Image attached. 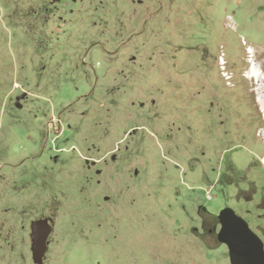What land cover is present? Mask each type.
Returning a JSON list of instances; mask_svg holds the SVG:
<instances>
[{
	"label": "rangeland",
	"instance_id": "obj_1",
	"mask_svg": "<svg viewBox=\"0 0 264 264\" xmlns=\"http://www.w3.org/2000/svg\"><path fill=\"white\" fill-rule=\"evenodd\" d=\"M263 71L264 0H0V264L48 216L44 264H232L227 206L264 241Z\"/></svg>",
	"mask_w": 264,
	"mask_h": 264
},
{
	"label": "water",
	"instance_id": "obj_2",
	"mask_svg": "<svg viewBox=\"0 0 264 264\" xmlns=\"http://www.w3.org/2000/svg\"><path fill=\"white\" fill-rule=\"evenodd\" d=\"M221 224L217 238L228 246L232 264H264V241L250 227L248 221L233 207L227 206L219 214ZM33 258L44 264L48 237L52 226L48 219L33 222Z\"/></svg>",
	"mask_w": 264,
	"mask_h": 264
},
{
	"label": "flooded vegetation",
	"instance_id": "obj_3",
	"mask_svg": "<svg viewBox=\"0 0 264 264\" xmlns=\"http://www.w3.org/2000/svg\"><path fill=\"white\" fill-rule=\"evenodd\" d=\"M31 155H29V157H30ZM110 157H111V159L113 160V161H116V159H117V155H116V153H112L111 155H109ZM30 159L32 160L33 158H32V156L30 157ZM29 159V160H30ZM91 160V161H90ZM107 157L106 156H103L102 158H99V159H95V158H93V159H91V158H87V160H86V164H87V168H90L91 166H93V165H96V162H102V164H106L107 163ZM25 161H27V160H23V161H21V164H23ZM92 171H94V173L93 174H91V173H88V176H86V177H88L87 178V180H89V181H86L85 180V182H90L91 180L92 181H95L94 180V176H95V174L96 175H98V176H101L102 174H103V171H102V169L100 168V167H96L95 169H91ZM84 182V183H85ZM96 182H101V179L100 178H98V179H96ZM83 183V184H84ZM86 184V183H85ZM85 186V185H84ZM86 187V186H85ZM83 190H84V187H83ZM39 219H48L49 220V223L51 224V226H52V230H51V233H50V235H49V237H48V243H47V245H48V247H47V250H46V254H45V256H44V259H45V257H46V255H47V252L49 251V250H51L49 247H50V243L52 242V239H53V237H52V232H53V229H54V227H55V222H54V218L52 217V216H48V217H37V218H34V219H32L31 220V231H30V237H31V240H32V243H31V248H32V252H33V254H34V251H33V239H32V233H33V228H32V225H33V222L34 221H36V220H39ZM65 251L66 252H68V250H67V248L65 249ZM80 254V253H79ZM66 256H68V257H71L72 255L75 257V258H78V256L79 255H76V253L74 254H71V253H66L65 254ZM79 259H80V256H79ZM70 260V259H69ZM69 262V261H68Z\"/></svg>",
	"mask_w": 264,
	"mask_h": 264
},
{
	"label": "bare ground",
	"instance_id": "obj_4",
	"mask_svg": "<svg viewBox=\"0 0 264 264\" xmlns=\"http://www.w3.org/2000/svg\"><path fill=\"white\" fill-rule=\"evenodd\" d=\"M260 71V70H259ZM250 72H252V74H254V76H256V78H257V80H260V75H259V73H258V71H256V69H254V70H252V71H250ZM264 72V71H263ZM262 74V73H261ZM262 76V75H261ZM253 79V78H252ZM264 80V79H263ZM259 86V85H258ZM259 90L261 91V86L259 87ZM258 90V91H259ZM259 91V92H260ZM259 94V93H258ZM264 95V94H263ZM261 96V95H260ZM258 100H259V102L261 101V99L260 98H258ZM264 101V100H263ZM261 104H262V101H261ZM264 106V105H263ZM262 107V106H261ZM263 140V142H264V138L262 139ZM263 163H264V160H263Z\"/></svg>",
	"mask_w": 264,
	"mask_h": 264
},
{
	"label": "built area",
	"instance_id": "obj_5",
	"mask_svg": "<svg viewBox=\"0 0 264 264\" xmlns=\"http://www.w3.org/2000/svg\"><path fill=\"white\" fill-rule=\"evenodd\" d=\"M206 196H207L208 199H211L213 197L212 187L206 189Z\"/></svg>",
	"mask_w": 264,
	"mask_h": 264
}]
</instances>
